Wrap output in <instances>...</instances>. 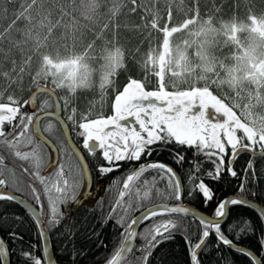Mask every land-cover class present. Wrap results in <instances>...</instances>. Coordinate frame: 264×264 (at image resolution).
Wrapping results in <instances>:
<instances>
[{"label": "snow or ice", "instance_id": "obj_1", "mask_svg": "<svg viewBox=\"0 0 264 264\" xmlns=\"http://www.w3.org/2000/svg\"><path fill=\"white\" fill-rule=\"evenodd\" d=\"M132 2L135 4V0ZM213 4V11L219 12L222 5L215 7L214 0ZM132 10L135 11V9ZM205 15H208V12ZM200 18L199 0H193L190 16H186L180 24L172 27H169L168 22L165 21L164 26L160 28L163 33L160 50L155 53L150 50L146 60V64H151L153 69H159L154 72L160 81L158 90H146L141 80L129 78L122 90L115 92L111 114L98 113L97 118L90 119L87 118V112L82 113L78 127L81 130L79 135L83 137V148L87 149L90 154L100 149L103 160L107 162L108 166L103 163L97 165L98 174L101 176L110 173L114 168H119L117 161H138L142 154L151 155L156 148L173 141L177 145L194 148V155H203L204 160L210 162L212 167L203 170L200 161L194 159L191 162L187 175L189 187L186 194L189 198L198 194L202 205L212 209L211 217L197 216L195 211L181 202L185 195V188L179 174L171 166L160 161L140 163L139 167L124 179V188L119 193L120 197H123L125 191L129 189V182L140 176L146 168L157 169L167 178V191L163 193L165 199L174 200L176 203L171 206L169 204L153 205L146 208L141 215L134 216L121 234L124 239L120 248L111 255L106 264H124L122 260L124 250L131 248L134 238L138 235L135 230L136 225L147 221L150 217H155L158 213L184 215L190 213L199 220L200 230L197 242L193 243L185 236L188 264H202L198 258V251L203 249L210 234L215 236L217 245L222 244L232 248L233 251H238L240 255L248 259V264H264V207L257 209L258 224L246 218L228 223L225 218L230 213L229 206H246L250 201L239 194L218 198L213 186L223 180L225 175L229 179L238 176L233 164L241 153L248 151L254 157L256 155L255 146L258 145L260 155L264 157V62L253 61L250 53L244 49L239 54L230 53L224 57L217 56L215 48L227 46L230 28L226 24L213 28L205 22L199 29L191 30L189 26L195 24ZM170 19L171 13L169 12ZM150 26L153 29L158 27V14L155 12L152 14ZM104 27L106 29L107 25ZM182 29L187 31V38L173 46L170 43V37ZM221 35L225 37L223 42L218 39ZM189 36L194 39H189ZM97 40L101 41L99 45L96 43ZM47 46L46 37L41 38L37 34L33 40V51L40 54V65L35 74L31 76V81L36 85V92L54 93V88L41 87L39 83L41 79L47 81L49 77L55 88L66 89L69 95L60 99L64 100L65 110H68L71 105L72 114H69L67 119L75 125L74 114L77 109L72 104L74 94L78 90L93 87L95 72L100 73L99 86L102 93L106 87L113 86L112 78L125 65L124 50L117 44L115 35L108 40L103 37V33L96 34L94 39L85 45L82 52L61 56L57 51L55 55H52L43 51ZM188 49H192L191 55L196 57L195 64L189 58ZM29 61L30 57L24 63L27 64ZM172 62H175L179 69L173 74L182 78L183 82L188 85L183 90H179V85L175 80L172 81L171 86L177 90H166L164 73ZM13 66L15 67V64ZM23 73L24 68L21 67L19 69L21 79ZM4 75L7 76L8 73ZM7 99L10 103H0V137L3 138L0 140V148L21 160L30 161L38 170L43 163L39 152V142L46 141L40 128L41 115L37 113L46 117L55 116V112L44 111L46 106L53 107V105L43 101L36 112L27 114L21 112L12 95H9ZM34 99L35 93H33L32 100ZM30 102L32 101H24L25 104ZM55 107H59V104L57 103ZM209 109L212 110L211 118ZM17 116H19V122L14 124ZM6 122L11 126L8 132H5L3 128ZM51 127L52 123L49 121L43 131H49ZM22 143L35 146L30 151H21L19 146ZM67 148L76 161L75 170L70 179L63 172L62 167L56 171L57 179L51 182L40 175L39 171L33 173L35 178L44 185L43 193L48 198L51 213L48 217L49 226L59 222L57 219L60 215L58 205L69 200L75 201L78 190L90 176V169L84 157L72 151L71 144H68ZM173 159L181 166L185 161V157L179 152L173 156ZM3 164L4 156H0V165ZM25 171L27 172L28 169ZM242 172L237 193L245 190L251 192V189H246L245 186L249 181V173H251L253 184L256 180L255 163L252 158L247 160ZM196 173H201V176L198 178ZM204 177L208 182H205ZM197 179L198 182H196ZM5 184L6 181L0 179V186ZM32 193L36 203L39 204L41 196L35 187H32ZM156 194L158 196L162 194L159 188L156 189ZM252 194L255 195V193ZM142 195L144 199H147L150 196V189L145 187ZM139 196L140 192L137 190L138 207L140 206ZM0 198L16 200V196L10 192H0ZM120 203L121 201L118 200L117 204ZM112 207L115 210L117 205L113 204ZM130 207L131 200L129 199ZM252 207L255 208L256 205ZM124 211L127 212L128 208ZM111 215L110 213L109 216ZM33 218L40 230V239L44 240L45 225L41 221L40 214L33 211ZM116 223L125 226L124 217H116ZM181 230L180 222L174 219H165L145 227L139 232L142 238L138 249L141 256L136 264H149L152 250L162 241L172 239L174 232ZM226 232L235 233L237 239L241 236H255L256 252L245 245L234 247L233 240L229 239ZM9 237L13 241L17 239L15 232L9 233ZM9 255L6 242L0 239V264H10ZM20 255L29 261V264H53L52 257L48 256L47 247L43 248V260L30 251H21Z\"/></svg>", "mask_w": 264, "mask_h": 264}, {"label": "trees", "instance_id": "obj_2", "mask_svg": "<svg viewBox=\"0 0 264 264\" xmlns=\"http://www.w3.org/2000/svg\"><path fill=\"white\" fill-rule=\"evenodd\" d=\"M192 2L193 0H135V4H133L132 0H0V95L18 96L19 101L24 102L36 88V85L31 81V76L35 74L40 65V54L33 51V40L37 34L41 38L46 37L48 46L43 51L52 55L58 51L61 56L82 52L85 45L93 40L96 34L103 33V37L108 40H111L115 35L117 44L124 50L125 65L112 78L114 85L108 86L107 93L118 91L129 78L145 81L148 86L153 87L154 83L158 81H154L156 76L152 65L146 64L148 53L150 50L155 53L160 49L163 43V33L160 28L164 26L165 21L168 22L169 27L180 24L186 16L191 15ZM214 2L215 7L222 5L219 12L213 11V0H199L201 18L189 26L191 30L194 31L195 26L202 22L218 27L223 23L247 22L252 18L264 19V0H214ZM154 12L158 14V27L155 29L150 26ZM169 12L171 13L170 20ZM206 12L208 15H205ZM105 25H107L106 29ZM183 32L185 30L182 29L173 33L170 43L180 44L186 38L185 35H180ZM96 43L99 45L101 41L97 40ZM233 49L230 44L216 47L215 54L220 57L228 56L233 52ZM188 52L191 54L192 49H188ZM29 57V63L25 64L24 61L29 60ZM21 67L24 68L22 79L19 74ZM5 73L8 75H4ZM99 76L100 73L95 72L93 87L78 90L74 94L72 101L77 102L79 109L90 98L97 99L100 103L105 101L100 93V88L95 84ZM172 81L174 80L171 77L164 78L166 89H173ZM176 82L179 85V90L188 86L182 78ZM39 83L41 86L54 88V92L61 102L63 101L60 99L61 97L69 95L66 89H61L63 92L60 94L52 84L51 77L47 81L41 79ZM43 101L52 103L47 94H38L36 110ZM45 119L43 121H47ZM80 131L77 124L71 128V138L79 148ZM50 137L52 140L58 137L60 142L58 145L59 165L65 174H70L68 170L71 169V165L75 170L76 161L69 152L60 130L58 129L57 135L54 133ZM34 146L26 144L23 146V151H30ZM255 147L256 151H260L258 145ZM81 151L88 160L91 171L90 194L84 197L85 199H82L80 204L74 203L72 206H68L67 202L60 203L58 205L60 215L57 217L59 222L52 226L48 225V217L51 214L48 202L45 201L43 206L36 203L32 193V187L36 188L37 184L33 173L37 169L30 161L21 160L13 154L8 162L11 166L9 170L15 172L14 175H19L27 186L31 184V189H26L28 194L26 197L37 208H42V219L49 235L55 264H106V261L119 248L123 240L121 234L125 231L127 223L131 221L135 212L158 202L176 203L174 200L165 199L163 193L167 191V184L165 186L164 181L167 182V178L157 169L146 168L140 176L129 182V189L125 191L123 197H120L121 185L130 172L136 168V164L132 161H125L120 170L114 169L101 176L98 174L97 165L103 163V159L98 158V154L89 155L84 149ZM39 152L42 160H45L46 163L49 162L51 159L50 150L41 142H39ZM177 152L185 157V163L182 166L173 159ZM194 153V148L177 145L173 141L156 148L148 159H145L148 154H142L139 162L160 161L171 166L179 174L185 188L182 201L211 216L212 209L202 205L201 197L198 194H194L190 198L186 194L189 187L187 175L191 162L194 159L200 161L203 170L212 167L210 162L204 160L203 155H194ZM249 158H252L255 163V183H252L251 173H249V181L245 187L251 189V192L245 190L237 193L243 175L242 170ZM233 167L238 172L236 178L229 179L225 174H222L225 175V178L213 185L217 197L223 198L239 194L264 207V157L240 154L234 161ZM23 169H28L26 174ZM196 176L199 178L201 173H196ZM204 179L205 182H208L206 177ZM156 183H158L159 189L165 187L159 196L153 185ZM83 186L79 189L80 192ZM145 187L150 189V196L147 199H144L142 195ZM137 190L140 192L139 207L137 206ZM13 192L18 194L14 190ZM22 193H25L24 190ZM129 199L131 200L130 208ZM118 200L121 201L120 204H117ZM113 204L117 205L115 210H113ZM125 208H128L127 212L124 211ZM229 209L230 213L225 218L228 223L241 218L259 223L258 213L245 205H230ZM110 213L111 216H109ZM118 216L124 217L125 226L116 223ZM165 219L178 220L182 230L174 232L172 239L162 241L152 250L149 264H188L185 236L193 243L197 242L200 230L199 221L169 213L157 214L140 225L135 244L123 260L124 264H136L141 256L138 250L142 243L139 232L143 231L145 227ZM12 232L17 235L15 241L9 237V233ZM226 235L233 240L234 246L245 245L256 252L255 236H241L237 239L235 233L226 232ZM0 237L6 242L9 250L10 264H29V261L20 255L21 251H30L43 260L41 240L35 221L21 206L6 198L0 199ZM198 258L202 264H248V259L238 252L222 244L217 245L215 236L212 234L198 253Z\"/></svg>", "mask_w": 264, "mask_h": 264}, {"label": "rangeland", "instance_id": "obj_3", "mask_svg": "<svg viewBox=\"0 0 264 264\" xmlns=\"http://www.w3.org/2000/svg\"><path fill=\"white\" fill-rule=\"evenodd\" d=\"M202 23H205V22H202ZM202 23L197 24L195 26V28H194V31L199 29ZM224 24L228 25L229 28H230V35H229V38H228V44H230L234 48L232 53L239 54L240 51L242 49H244V50H247L250 53V55L253 58V61H255V62H264V19L252 18L251 20H249L247 22H231V23H223L221 25H224ZM210 26L213 27V28H219L220 27V26L215 27L213 25H210ZM180 35L181 36L185 35L186 38H187L188 33L185 31L183 33H180ZM189 39H194V37L189 36ZM218 39L221 42H223L225 37L221 35V36L218 37ZM233 41H235V43ZM171 44L173 46L177 45L176 43H173V42ZM173 51H174V49H173ZM189 58L192 60V62L194 64L197 62L195 56L189 54ZM229 62H231V61H229ZM153 70L155 72V71H158L159 69L155 68ZM176 71H179V69L177 68L176 63L172 62L166 68L165 73H164V77H167V78L171 77L172 80L177 81L180 78H178L177 76H175L173 74ZM156 80L158 82L154 83L155 85L153 87L148 86L145 81L144 82L141 81V82L144 84L146 90H158L160 81H159L158 77H155L154 81H156ZM95 84L98 85V87L100 88V86H99V78L97 79ZM246 85H247V82H246ZM123 86L119 90H122ZM54 87H55V85H54ZM56 90H58V92L60 94L63 92L61 90V88H56ZM108 90H109V88L106 87V89L102 93L101 89H100V93L103 95V96L102 95L101 96L104 97V100H105L102 103H100V101H97V99L90 98V99H87L86 102H84L83 107L81 109H79V106L77 105V102L72 101V104H74L76 109H77V111L74 114V116L76 117L75 119L76 120L79 119V121H80L81 114L85 113V112L88 113V117L87 118H90V119L97 118V114L99 113V114H103L104 115V113H103L104 112V108L105 107L107 108L109 106H110V108H109L108 114H106V115L111 114V104H112V102L114 100V95H115L116 91L107 93ZM166 90L167 91H174V90H177V89H166ZM181 90H183V89H181ZM213 91H215V90L213 89ZM63 102H64V100H63ZM5 103H8V101L5 102ZM237 111L239 112V110H237ZM208 112H209V116L211 118L212 110L209 109ZM160 203H163V202H160Z\"/></svg>", "mask_w": 264, "mask_h": 264}, {"label": "flooded vegetation", "instance_id": "obj_4", "mask_svg": "<svg viewBox=\"0 0 264 264\" xmlns=\"http://www.w3.org/2000/svg\"><path fill=\"white\" fill-rule=\"evenodd\" d=\"M50 98V97H49ZM51 99V98H50ZM52 101V100H51ZM0 103H5V102H2V101H0ZM8 103H10V102H8ZM49 104V103H48ZM17 105L20 107V110H21V112H23V113H27V114H31V113H33V112H35V110H36V104L34 105V107L33 108H30L27 104H25L23 101H17ZM51 105H53V103H51ZM71 107H69V109L68 110H65V107H64V103H62L61 102V110H60V115H61V117H63L66 121H67V123H68V125H69V131H70V134H71V128H70V126H71V121H69L68 119H67V116L69 115V114H71ZM53 110V107H50V109H49V111H52ZM76 117L74 116V119H75ZM44 120V119H43ZM43 120H41L40 121V128H41V130H42V132L44 133V135L45 136H47L50 140H51V142L55 145V147H56V149H57V154H58V145L60 144V142H59V140H58V137H55L53 140H52V137H50V135H52V134H58V129L60 130V128H59V126L55 123V121H53L52 119H49V118H47V119H45V120H47V121H43ZM49 121H51V123H52V127H51V129L49 130V131H43V129H44V127H45V125L46 124H48V122ZM19 122V116H17V118H16V120L13 122L14 124H16V123H18ZM3 128H4V131L5 132H7L5 129H7V128H11V126L9 125V124H7V122L3 125ZM30 128H31V125H30ZM49 134V135H48ZM3 138L2 137H0V140H2ZM55 141V142H54ZM41 144H43L42 142H41ZM26 144L25 143H22L20 146H19V150H21V151H23L24 150V148H23V146H25ZM44 145V144H43ZM46 146V145H45ZM22 147V148H21ZM43 147V146H42ZM80 148L81 149H84L83 148V141H82V143L80 144ZM50 150V160H49V162H45V160H42L43 161V163L41 164V167L37 170V171H39V174L40 175H42V176H44L45 178H46V180H48V181H55L57 178H56V171H57V169L58 168H61L60 167V165H59V159H58V157H57V160H56V162L54 163L53 162V152L51 151V149H49ZM85 150V149H84ZM87 154H89V155H92V154H98L100 157H102V155H101V152H100V149H97L96 151H95V153H88L87 152ZM59 155V154H58ZM0 156H4V164L3 165H0V179H4L5 181H6V184L5 185H3V186H0V190L2 189V190H7V191H9V192H11V193H13V194H15L14 192H13V190L14 191H16L18 194H15V195H17V196H19V197H22V198H24V199H26L27 201H29V202H31V200H29L26 196H28V194L26 193L27 192V188L29 189L30 187H31V184H29L28 186L25 184V182L21 179V177L19 176V175H17V174H15L14 175V173L11 171V170H9V168L11 167L10 166V164H8V162L10 161V159H11V157H12V155H11V153H9V152H7V151H5L3 148H0ZM150 155H146V157H145V159L147 158L148 159V157H149ZM44 158V157H43ZM103 158V157H102ZM144 159V158H143ZM69 160L67 159V162H68ZM62 162V161H61ZM129 162V161H128ZM132 162H134L136 165L138 164V162H139V160L138 161H132ZM116 163H118L119 165L120 164H123V161H117ZM145 163H147V162H145ZM103 164L105 165V166H108L107 165V162H105L104 160H103ZM122 167H119V168H114V169H117V170H120ZM138 168V165H137V167L135 168V169H137ZM113 169V170H114ZM134 169V170H135ZM23 171L25 172V174H26V171H25V169H23ZM64 173H65V171H63ZM74 172V166L73 165H71V174ZM132 172V171H131ZM68 175V178L70 179L71 178V175L70 174H67ZM127 178V177H126ZM15 180V182H13ZM35 183H37L36 184V188H37V190H38V192H39V194H40V196H41V201H40V205H42L43 206V204H44V202L46 201V202H48V198H47V196H45L44 195V193H43V188H44V185L39 181V180H37L36 178H35ZM31 189V188H30ZM22 190H24V192L25 193H22ZM26 190V191H25ZM82 191V190H81ZM84 194H83V192H80L79 190H78V192H77V199L75 200V201H67V205L68 206H72L74 203L76 204H80L81 203V200L82 199H85L84 197ZM47 199V200H46ZM32 203V202H31ZM33 204V203H32ZM34 206H35V204H33ZM38 210H39V212L41 213V215H42V208L41 207H39V208H37Z\"/></svg>", "mask_w": 264, "mask_h": 264}, {"label": "water", "instance_id": "obj_5", "mask_svg": "<svg viewBox=\"0 0 264 264\" xmlns=\"http://www.w3.org/2000/svg\"><path fill=\"white\" fill-rule=\"evenodd\" d=\"M42 87V86H41ZM33 93H35V96H36V94H38V93H46V94H48L51 98H52V101H53V105H54V109H53V111L52 112H55L56 113V115L55 116H44L43 114H40L41 115V119H43V118H51V119H53L55 122H57L58 123V125H59V128H60V130H61V133H62V135H63V138H64V140H65V143H66V145H68V144H71V146H72V151H74V152H77V153H79L80 155H82L83 157H84V155H83V153L81 152V150L79 149V147L74 143V141L72 140V138H71V135H70V131H69V128H68V126H67V124L65 123V121L61 118V116H60V104H59V102H58V99H57V96L55 95V93H52V94H49V93H47V92H36V88L32 91V93L29 95V98H28V100L29 101H32V102H30V103H28V105L30 106V107H33L34 106V101L32 100V98H33ZM59 104V107H55V105L56 104ZM33 122H35V121H33ZM43 134V133H42ZM43 136L45 137V141L46 142H42V143H44L46 146H48L50 149H51V151L53 152V162L55 163L56 162V160H57V149H56V147H55V145L43 134ZM38 139V138H37ZM90 143H92L91 141H90ZM86 151H87V149H85ZM88 152V151H87ZM241 154H247V155H250L251 156V154H250V152H248V151H245V152H243V153H241ZM257 156H261L260 155V151H256V155L254 156V157H257ZM74 157V156H73ZM75 158V157H74ZM84 160H85V157H84ZM86 162V161H85ZM88 165V164H87ZM91 185H92V178H91V174H90V176H89V178H88V180H87V182L85 183V194H89V192H90V189H91ZM0 192H6V193H9V191H7V190H0ZM11 193V192H10ZM11 194H13V193H11ZM13 195H15V194H13ZM16 196V200L15 201H13V202H15L16 204H18L19 206H21L24 210H26L28 213H29V215L33 218V211H35V212H37L38 214H40L39 213V211H38V209L33 205V204H31L29 201H27L26 199H24V198H22V197H19V196H17V195H15ZM231 197V196H230ZM22 201H23V203H22ZM250 201V200H249ZM182 202V201H181ZM183 203V202H182ZM158 204H167V203H158ZM158 204H153V205H158ZM185 206H187V207H189V208H191L193 211H195L196 212V214H197V216H200V215H205V216H208V217H211V216H209V215H207V214H205L203 211H201V210H199V209H196V208H194V207H192V206H190V205H187V204H185V203H183ZM153 205H151V206H153ZM170 206L172 205V204H169ZM252 205H256V207L255 208H253L252 207ZM151 206H148V207H151ZM247 207H249V208H251V209H253L255 212H257L258 213V211H257V209H259V208H261V206L259 205V204H257V203H255V202H253V201H250V203H249V205H246ZM148 207H146V208H148ZM146 208H144V209H142V210H140L135 216H139V215H141L144 211H145V209ZM159 214V213H158ZM175 215H179V216H184V217H188V218H192V219H195V220H197V221H199L198 219H196V218H194L190 213L189 214H187V215H184V214H175ZM40 217H41V215H40ZM33 220H34V218H33ZM35 221V220H34ZM41 221H42V223L44 224V221H43V219H42V217H41ZM143 223V222H142ZM142 223H139V224H137L136 225V231H138V228L140 227V225L142 224ZM35 224H36V222H35ZM45 225V224H44ZM36 226H37V224H36ZM37 229H38V232L40 231L39 230V228H38V226H37ZM0 239H1V237H0ZM123 239H124V237H123ZM41 240V239H40ZM135 240H136V237L134 238V240H133V242H132V246H131V248H129V249H125L124 250V253H123V256H122V260H124L126 257H127V255L130 253V251H131V249H132V247H133V245H134V243H135ZM123 241V240H122ZM205 244H206V242H205ZM205 244H204V246H205ZM121 245V244H120ZM234 246V245H233ZM41 247H42V253H43V248L44 247H47V249H48V256H50V257H52V260H53V264H55V261H54V258H53V254H52V250H51V246H50V240H49V235H48V232H47V229H46V227H45V239L44 240H41ZM234 247H236V246H234ZM119 248H120V246H119ZM118 248V249H119ZM231 250H233L232 248H230ZM202 250V249H201ZM201 250H199L198 251V253L201 251ZM236 252H238V251H236ZM43 259H44V255H43Z\"/></svg>", "mask_w": 264, "mask_h": 264}, {"label": "bare ground", "instance_id": "obj_6", "mask_svg": "<svg viewBox=\"0 0 264 264\" xmlns=\"http://www.w3.org/2000/svg\"><path fill=\"white\" fill-rule=\"evenodd\" d=\"M38 94H42V93H38ZM38 94H36V96H35V99H34V105L36 104V106H37V102H36V97H37V95ZM30 95V94H29ZM29 95H28V97H27V99L26 100H28V98H29ZM9 95H3V94H1L0 95V101H2V102H7L8 101V99H7V97H8ZM18 96H15L14 97V95H13V98L16 100V101H19V99L17 98ZM8 102H10V101H8ZM34 107V106H33ZM109 108H110V106L109 107H105L104 108V115H106V114H108V111H109ZM49 109H50V107H47L46 106V109L44 110V111H46V112H52V111H49ZM53 109H54V107H53ZM37 114H41V113H37ZM64 121H65V123L67 124V126H68V128H69V125H68V123H67V121L63 118V117H61ZM44 119V118H43ZM47 119V118H46ZM49 119H51V118H49ZM75 121H76V123L75 124H77V125H79V119L78 120H76L75 119ZM57 125H58V123L57 122H55ZM59 126V125H58ZM74 125H73V122L71 121V126H70V128H72ZM7 132L10 130V128H7V129H5ZM82 141H83V137H81V136H79V144H81L82 143ZM98 156V158H100V159H103L102 157H100L99 155H97ZM85 161H86V163L88 164V160L85 158ZM124 162L125 161H123V164H124ZM188 162V161H187ZM144 163V162H143ZM185 163V162H184ZM123 164H120V167H123ZM139 164H140V162H138V167H139ZM137 165H136V167H137ZM69 171V173H70V175H71V169H69L68 170ZM90 174H91V171H90ZM92 178V177H91ZM164 184H165V186H166V184H167V182H166V180L164 181ZM154 185V189H155V191H156V189L157 188H159L158 187V183H156V184H153ZM124 188V185H121V188H120V191L122 190ZM165 187H163V188H161L160 190L162 191L163 189H164ZM81 192H83V194L84 195H86V196H88V194H85L84 192H85V189H82V191ZM230 197V196H229ZM158 203H160V202H158ZM158 203H155V204H158ZM165 203V202H164ZM140 210H138L137 212H135V214H134V216L139 212ZM133 216V217H134ZM132 217V218H133Z\"/></svg>", "mask_w": 264, "mask_h": 264}]
</instances>
